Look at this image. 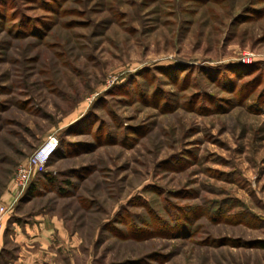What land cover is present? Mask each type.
I'll use <instances>...</instances> for the list:
<instances>
[{
    "label": "rangeland",
    "instance_id": "1",
    "mask_svg": "<svg viewBox=\"0 0 264 264\" xmlns=\"http://www.w3.org/2000/svg\"><path fill=\"white\" fill-rule=\"evenodd\" d=\"M8 198L0 264L11 221L56 264H264V0H0Z\"/></svg>",
    "mask_w": 264,
    "mask_h": 264
},
{
    "label": "crops",
    "instance_id": "2",
    "mask_svg": "<svg viewBox=\"0 0 264 264\" xmlns=\"http://www.w3.org/2000/svg\"><path fill=\"white\" fill-rule=\"evenodd\" d=\"M10 198L12 199V197ZM10 224L14 232L11 238L18 242L20 247L16 259L6 261L5 264H56L54 260L47 258L45 253L58 256L64 244L60 243L58 235L42 226L45 225V222H39L42 227L29 225L19 227L16 221H11ZM5 225L4 223V227ZM1 246L0 240V248Z\"/></svg>",
    "mask_w": 264,
    "mask_h": 264
},
{
    "label": "built area",
    "instance_id": "3",
    "mask_svg": "<svg viewBox=\"0 0 264 264\" xmlns=\"http://www.w3.org/2000/svg\"><path fill=\"white\" fill-rule=\"evenodd\" d=\"M59 145L58 138L49 135L29 156L21 163L15 174V184L20 188L19 197L24 194L29 182L35 174L42 173L47 162L54 155ZM17 201V199H15ZM0 204V234L4 229V220L8 212L13 209L14 202Z\"/></svg>",
    "mask_w": 264,
    "mask_h": 264
},
{
    "label": "trees",
    "instance_id": "4",
    "mask_svg": "<svg viewBox=\"0 0 264 264\" xmlns=\"http://www.w3.org/2000/svg\"><path fill=\"white\" fill-rule=\"evenodd\" d=\"M59 141V140H58ZM58 147H59V145H58ZM43 173V172H42ZM42 173H39L40 175L42 174ZM34 180V179H33ZM32 180V181H33ZM32 185H34V184H32ZM31 185V188H33V186ZM28 190H30V187L28 188ZM35 190V189H34ZM260 247L262 248V249H264V241H262L261 243H260Z\"/></svg>",
    "mask_w": 264,
    "mask_h": 264
}]
</instances>
